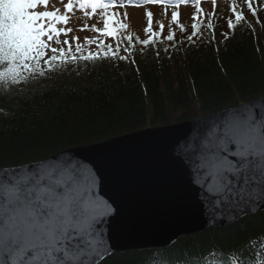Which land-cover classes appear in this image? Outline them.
<instances>
[{"label":"trees","instance_id":"1","mask_svg":"<svg viewBox=\"0 0 264 264\" xmlns=\"http://www.w3.org/2000/svg\"><path fill=\"white\" fill-rule=\"evenodd\" d=\"M260 7L259 26L234 21L219 33L213 22L204 39L180 44L173 34L172 40L167 39L171 34L162 36V43L170 46L135 39L129 46L127 39V58L113 49L109 53L117 56L100 53L97 60L54 70L42 61L43 76L25 73L30 79L18 84L0 80V167L41 161L64 149L263 96L264 1ZM263 232L264 210L229 227L179 238L163 250L118 253L100 264H141L152 255L166 264H207L210 242L218 240L219 249L227 248V253L250 255L244 252L247 243Z\"/></svg>","mask_w":264,"mask_h":264},{"label":"snow or ice","instance_id":"2","mask_svg":"<svg viewBox=\"0 0 264 264\" xmlns=\"http://www.w3.org/2000/svg\"><path fill=\"white\" fill-rule=\"evenodd\" d=\"M143 2L178 6L181 0ZM76 5L86 16L89 9L91 13L99 10L104 27L96 31L114 35L115 29L108 25V10L124 7L125 2L69 0L61 12L59 8L49 10V0H0V80L18 84L30 79L25 73L45 75L41 66L45 56L47 70L99 59V52L85 55L79 43L75 51L71 45L67 49L52 46L61 44V33L71 31L57 25L67 23L68 13ZM127 5L141 6L137 0H127ZM248 7L252 9L250 2ZM232 11L236 12L235 7ZM146 15L151 24L153 13ZM178 15L173 11V21ZM241 19L243 16L236 13L237 22ZM228 23L233 27L231 19ZM207 26L213 28L211 22ZM131 40L128 37L129 46ZM142 43L148 45L150 40ZM117 55L104 52L105 58ZM185 154L195 165L203 199L213 214L228 209L238 216L264 207V108L256 110L251 102H245L221 110L218 119L202 125L186 143ZM85 171L82 162L74 163L70 158L37 161L30 168L0 167V264H100L106 258L110 248L96 227L100 216L90 208L94 197L91 187L85 185ZM232 255L230 264H243L240 253Z\"/></svg>","mask_w":264,"mask_h":264},{"label":"water","instance_id":"3","mask_svg":"<svg viewBox=\"0 0 264 264\" xmlns=\"http://www.w3.org/2000/svg\"><path fill=\"white\" fill-rule=\"evenodd\" d=\"M246 102L260 110L264 95ZM220 112L68 148L43 160L70 158L83 163L85 185L94 197L90 208L100 216L96 227L109 253L167 246L182 235L245 215L228 209L224 218L213 214L203 199L195 165L185 154L186 143Z\"/></svg>","mask_w":264,"mask_h":264},{"label":"rangeland","instance_id":"4","mask_svg":"<svg viewBox=\"0 0 264 264\" xmlns=\"http://www.w3.org/2000/svg\"><path fill=\"white\" fill-rule=\"evenodd\" d=\"M250 1L251 0H218L215 3L206 1L203 6L199 3V8H197L196 3L192 8H189L187 13H185L186 11L184 13L176 11L179 15L175 21L172 19L173 11H171V8L168 6L160 9V12L153 9L152 6H146L143 9L132 6L114 7L108 10V25L110 28L115 29L114 35L96 31V29H103L104 27V18L99 15V10H97V13H91L89 9L87 11L90 14L86 16L85 11L79 9L78 5H76L73 10L68 13L69 19L67 23H60L57 25L61 28L71 29V31L67 32V35L64 33L60 34V45L52 42L49 43H52L53 47L62 46L65 49L71 45L73 51H75V47L77 43H79L83 47L85 55L89 52L93 54L97 52L104 54V52L117 49L120 51L121 56L127 58V53L123 45L128 37H132V40L135 39L137 41L149 39L150 43H154L157 47L158 44L156 43L162 40V36H167L169 34L175 35L180 44L189 40H199L202 39L200 34L203 32V27L209 22L208 17L210 20H215L214 23L218 25L217 29L219 33L227 31L229 19H231L232 22H237L236 13H240L243 16V19L239 21L240 25L245 26L253 22L255 25L259 26L260 8L258 6L262 3V0H252V2H255L257 5L255 8L252 7V9L255 10V15H253V10L251 9V14L247 16V14L250 13V9H247ZM67 3H69V0H49V10L52 8H59L61 12H64V5ZM189 3L190 2L186 3L184 6ZM233 7H235L236 12L232 11ZM149 11L153 13L151 24H149L146 15ZM125 13H127V16L124 15ZM194 20H199V23ZM193 24L199 29L195 31L192 27ZM93 25H95V28L92 27ZM121 25H123V27ZM160 25L164 27L161 28ZM181 25H183V29ZM148 27H151V32L145 31ZM74 37L79 39L76 40ZM86 37L88 38L87 40L85 39ZM44 39H46V37ZM64 40H68L69 43L63 44ZM132 40L131 43H134ZM117 44H119V48H117ZM160 44H162V46H170L169 44H163L162 41ZM171 44H173V41ZM46 51L48 55H51L50 50ZM44 58L46 59L47 56ZM174 118L175 117L172 119ZM262 248H264V243ZM258 254L260 264H264V251L262 250L261 252V250H258Z\"/></svg>","mask_w":264,"mask_h":264},{"label":"bare ground","instance_id":"5","mask_svg":"<svg viewBox=\"0 0 264 264\" xmlns=\"http://www.w3.org/2000/svg\"><path fill=\"white\" fill-rule=\"evenodd\" d=\"M219 212V217L220 218H224L226 215H227V212H224V210L221 212V211H218ZM208 229H211V228H208ZM225 246H227V241H226V243H225ZM209 247H210V249L212 250V251H216L217 249H219L220 248V246H219V243H218V240L216 241V243L215 242H210V245H209ZM163 250V249H162ZM114 254H118L117 253V251H115V250H112L110 253H108L107 254V256L106 257H108L109 255L111 256V255H114ZM104 260V259H103ZM102 261V260H101ZM100 261V262H101ZM216 264H225V261H218Z\"/></svg>","mask_w":264,"mask_h":264}]
</instances>
